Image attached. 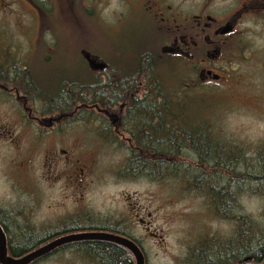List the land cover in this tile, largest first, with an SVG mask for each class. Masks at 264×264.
<instances>
[{
    "label": "rangeland",
    "instance_id": "374dc122",
    "mask_svg": "<svg viewBox=\"0 0 264 264\" xmlns=\"http://www.w3.org/2000/svg\"><path fill=\"white\" fill-rule=\"evenodd\" d=\"M128 1L0 0V66H5L7 71L5 75L0 74V82H8L18 95H25L29 105L39 110L46 121L53 118L47 105L55 106L57 96L68 92L73 95L69 97L71 106L76 99L72 93L74 83L88 85L98 76L88 68L82 51L113 60L126 54L157 52L158 34L151 19L136 6L131 8ZM247 42L255 48V54H260L256 48L263 50L264 32L258 29L249 33ZM156 64V76L164 92L177 100L184 99L188 119L194 122L188 124V129L195 122L203 125L197 150L242 148L245 155L234 152L233 158L244 165L229 171L231 166L227 163L214 162L217 169L205 170L208 163L196 165L195 150L187 147L183 154L191 162V168L187 167L190 170L179 168L175 174L161 175L153 183L132 181L129 173L120 167L123 155L107 150L94 134H85L83 122L78 119L66 122L60 125V130L53 124L48 126V122V128H34L36 123L31 127L20 98L16 100V94L0 92V210L10 215L11 220H5L8 228L54 226L58 218L66 217L65 211H79V207L87 212L84 216L103 220L114 215L127 218L132 208H138L139 217L148 220L158 235L157 239L149 238L139 218H135L134 233L147 255V264H190L191 250L200 239L213 235L230 239L231 252L235 253L234 239L238 232L235 217L240 215L254 219L264 228V180L252 181L254 177H251L264 175V157L249 156L258 144L264 147V70L241 73L239 81L244 87L230 95L215 90L216 87H196L175 62ZM25 80L35 83L37 89L26 87ZM63 130H69V134L59 136ZM210 131L215 138L207 137L204 141V134L208 136ZM61 148L90 167L81 181L70 186L57 175L56 168L58 173L65 172L62 164L45 166L47 152L52 151L57 159L60 154L55 153ZM226 151L221 152V161L227 156L222 155ZM201 156L209 161L212 158L208 154ZM20 163L29 165L31 171L18 170ZM75 167L82 169L78 163ZM197 170L211 181V172L221 174V179L215 178L210 184L224 193L230 183L233 199L225 197L235 207L230 216L212 207L206 190L184 189L190 178L206 177ZM10 233L19 241L15 231ZM36 264L91 263L67 253Z\"/></svg>",
    "mask_w": 264,
    "mask_h": 264
},
{
    "label": "flooded vegetation",
    "instance_id": "af4514ba",
    "mask_svg": "<svg viewBox=\"0 0 264 264\" xmlns=\"http://www.w3.org/2000/svg\"><path fill=\"white\" fill-rule=\"evenodd\" d=\"M128 5L131 8L136 6L139 10H143L151 19L158 34L157 52L150 53V55L147 53L143 55L137 53L126 54L125 57H116L115 61L111 57L97 56L90 52L106 66L102 71L96 72L91 70L88 65L90 71L98 76L90 84L82 85L85 87L84 100L78 104L72 103V105H77V108L61 112L62 114L53 113V118L46 121L39 110L29 105L30 101L27 97L18 95L19 93L15 88L9 87L12 85L8 82H0V92L9 95L16 94V100L20 98L24 110L28 113V124L31 127L33 123H36L34 128H48L49 124H53L60 130V125H65L66 122L73 123L78 119V122H83L85 128L83 132L85 134H94L96 138L102 141L105 148L108 147L107 150L123 155L120 167L128 173L130 171L136 172L134 174L129 173L128 178L130 180H147L153 183L156 179L160 180L161 175L177 172L179 168L184 167L189 170L187 167L191 163L185 157L181 158L180 156L176 159L172 156L169 138L173 129L171 125L172 111L178 113L177 110L179 109V114L175 115L179 124L174 126V130L177 132L181 128L188 129V115L185 114L183 98L172 100L166 97L164 92L156 89L160 83L157 84V67H155V64L158 62H175L180 65L187 76L189 75L190 82L196 87L201 89L216 87V89H213L233 95L235 89L241 90L244 87V84L239 81L241 73L264 70V47L261 51L256 48V51L260 54H255V48L250 42H247L249 33H255L258 29L264 32V0H129ZM85 62L87 63L86 60ZM5 69V66H0L1 75H5V72H7L4 71ZM231 77L234 78L231 79ZM24 83L26 87L32 90H36L38 87L28 80H25ZM99 86L103 90L102 97L93 93V89L96 90ZM161 87L159 88L161 89ZM46 122H48V126ZM195 123L196 125L192 124L191 126L198 133L201 132L203 130L202 123ZM68 132L69 130L66 132L63 130L62 134H58L59 136H67ZM179 133L181 136L183 135L181 132ZM211 133L210 131L208 137L215 138ZM215 135L219 139L217 134ZM157 137L159 139L166 138L167 140L163 143L166 147L165 153H159L158 155L156 153L159 149L156 146ZM199 147H203L202 144ZM224 149L227 151L222 155L227 156L222 161L221 155L218 156L217 162L221 161V163L224 162L227 163L226 165L231 166L235 155L234 153V155H231L232 149L228 150L227 147H220L213 151L219 153L223 152ZM159 150L161 151V148ZM184 150L181 154L184 153ZM204 152L195 151L196 165L201 163L202 160L209 164L215 162L213 160L209 161L207 157L203 158L201 155H204L202 154ZM254 153L258 155L255 151ZM55 154H60L59 158L61 159H55L52 156V151H48L47 155L49 156L45 157V166L49 163L52 168L54 165L62 164L65 167V172L58 173L57 168L56 171L67 186L76 184L77 180L81 181L85 171L90 170L89 165L83 164L73 154L68 153L65 148H61ZM62 154L66 156L62 157ZM156 161H164V168L162 169L164 171L162 172L160 169L161 175L157 178L154 173L137 174L140 170H155ZM183 161L185 162L183 163ZM76 163L80 164L82 169L75 167ZM240 163L239 167H242L244 164L241 161ZM74 167L75 169H73ZM211 168L217 169L215 166ZM18 170L27 173L31 171V167L20 163ZM221 170L223 171V169ZM204 175L206 174L202 176ZM220 175L217 172L210 173L212 181L215 178L221 179L223 176ZM232 176L234 178L235 174ZM196 177L195 185L197 188L207 191V189L213 187L214 191L220 190L210 184L212 181L207 175L204 179H200L199 176ZM194 178H190V180L194 181ZM230 188L229 183L227 192L231 196ZM230 196L226 197L229 200L233 199ZM83 209V207H79L78 210L82 211L81 213L76 210L65 211L66 217L63 219L58 218V223L54 226L23 228L16 226L8 228L0 223L7 237L8 255L19 259L67 237L101 234L132 241L143 252L145 264H147V255L140 239L134 233L135 218H139V223L149 238L154 240L158 238V235L154 233L155 229L148 220L139 217L138 208H132V212L127 218H124L123 215H114V217L108 216L104 220L84 216L87 215V212ZM232 210L234 211L235 207L230 205L228 213L224 214L230 216L229 213L233 212ZM150 216L148 214V217ZM2 218L6 221L11 220L8 213H5ZM5 225H7L6 222ZM11 230L15 231V237H18L19 241H15L10 236ZM213 236L219 238L218 235ZM202 244L199 242L196 247ZM12 245H27L29 252L27 251L28 253L23 256H16L11 252ZM93 245L96 246V249L100 246L105 253L110 248L114 249L116 253L114 259L117 264H123L125 256L126 259H130V264H136L134 255L129 250L115 242L105 240H80L63 244L32 264L48 261L58 256L61 257L67 253L90 260L91 264H103L98 256L89 253V248L95 251ZM201 249H203L202 253L207 250L205 255L214 251L213 246ZM199 252L201 254L200 250Z\"/></svg>",
    "mask_w": 264,
    "mask_h": 264
},
{
    "label": "trees",
    "instance_id": "16d2710c",
    "mask_svg": "<svg viewBox=\"0 0 264 264\" xmlns=\"http://www.w3.org/2000/svg\"><path fill=\"white\" fill-rule=\"evenodd\" d=\"M158 64H155V67H157ZM25 72V71H24ZM157 75V74H156ZM157 78V76H156ZM96 80V79H93ZM157 84H159V81L157 80ZM73 85V84H71ZM74 85L76 87H73V91L72 93L75 94L76 99H75V103H79L81 101L84 100L85 97V87L81 86V83L75 82ZM161 85H157L156 89L161 90L162 92H164L165 90L161 87V89L159 88ZM94 88V87H92ZM98 89V90H97ZM96 90L93 89V93H95L96 95L99 94V97H102L101 94H103V90L102 88L99 86L97 87ZM166 92V91H165ZM164 95H166V97L171 98L172 100L176 99L175 96L170 97V93H165ZM169 94V95H168ZM163 95V97H164ZM173 95V94H172ZM73 96L70 95V93L68 94H62L60 93L56 100H54V102L56 103L55 106H51L50 104L47 105V107L50 109V112L52 111L53 113H55V111H59V112H66L67 110L72 109L75 105H71L70 106V102H69V97ZM50 99L51 96H48ZM73 98V97H72ZM63 100V101H62ZM59 106V107H58ZM184 109H187L184 107ZM49 112V113H50ZM188 113V112H187ZM187 113L185 112V114L187 115ZM179 113L174 112V110L172 111V132L170 133V143H171V153L172 156H174V158L178 159L180 156L181 158L184 157V154L181 152L184 150V148L187 147H192L195 151L197 150V138L200 137V133H198L195 129L193 128H189V129H179L178 131L181 132L183 135L181 136L179 132L174 130V126L175 124H179V122H177L175 115H177ZM190 121L188 119V124H190ZM204 141H206L207 137L204 134ZM168 138V139H169ZM167 142L166 138H161L159 139L158 137L156 138V146L157 148H161V151L158 149V151L156 152L157 155L159 153H165L166 151V147H164V142ZM219 143V142H218ZM221 144V143H220ZM166 145V144H165ZM167 146V145H166ZM205 150V149H204ZM242 148H238V147H234L232 149L231 155H234L236 152L237 154H241L242 152ZM258 156L262 157L264 156V147L263 145L260 143L258 144L257 148L254 150ZM209 151L203 153L204 155L211 156V160L217 162L218 156H220L221 152L216 153V152H210ZM234 153V154H233ZM247 153H249V151L247 150ZM242 154H245L244 152ZM249 156L251 157H256V154L251 153L249 154ZM163 163L164 161H156V169L153 171L148 172L147 170H140L139 172H137V174H150V173H156V178L161 175L159 172L160 169L162 170L163 167ZM206 164L204 162V160L201 161V164ZM211 164L208 163V165H205L203 169L207 170L208 167H212L213 164L212 162H210ZM214 163V162H213ZM217 163H221V161L217 162ZM222 165L224 164V162L221 163ZM241 165L240 161L239 163L236 162V159L233 161L232 159V165L230 167V169L234 170L235 166L236 168L239 167ZM190 167V166H188ZM191 168V167H190ZM190 170V169H189ZM164 170H162L163 172ZM196 172L198 173H203L201 170H197ZM264 172V171H262ZM129 173H136L135 171H130ZM176 172H172V174H175ZM262 174V173H261ZM261 174L257 175V176H251L254 177L252 179V181H263L264 180V175L262 176ZM237 178V177H236ZM239 178V176H238ZM197 177L195 176V178L193 179L194 181H191L189 179V183H188V187L185 185L184 189H190L193 190L198 189V190H202L196 187L195 185V181H196ZM243 179V178H242ZM207 193L209 196V203L212 205V207H214V209H217L218 213L220 214H224V213H228L229 210V206H230V202L227 201L225 199L226 196H230V194L228 192L224 193L222 190H213V187H210L209 189H207ZM232 198V196H230ZM227 198V197H226ZM237 206V204H236ZM238 207V206H237ZM232 208V207H231ZM7 213L4 212L2 210H0V223L3 224L4 227H7V225H5V220H2V216ZM237 220V228H238V232L236 235V238L234 239L235 241V245H236V252L232 253L231 252V246H232V241L229 240H223L221 238H217L215 236H210L209 238L203 237L202 239H200V243H203L202 245L198 246V247H194L193 250H191L190 255L188 256V260L190 261V264H263L264 262V228L260 225V223H258L257 221H255L254 219L245 216V215H240L239 217H235ZM247 236V237H246ZM209 244V245H207ZM207 246H213V252H209L208 255H205V252L207 250L203 252V247H207ZM94 250L92 251L91 248H89V253L91 255H96L101 259V263L103 264H117V261L114 259V257L116 258V253L115 250L110 248L109 251L103 252L102 248L100 246H98V248L96 249V246H94ZM11 252L16 255V256H23L24 254L28 253V249L29 247L27 245H12L11 247ZM31 248V247H30ZM199 250L201 251V254L199 252ZM28 251V252H27ZM224 251V252H223ZM124 255V254H123ZM249 257V258H247ZM250 259V260H249ZM123 264H130V259L127 258L126 256L124 257V261Z\"/></svg>",
    "mask_w": 264,
    "mask_h": 264
},
{
    "label": "water",
    "instance_id": "95a60500",
    "mask_svg": "<svg viewBox=\"0 0 264 264\" xmlns=\"http://www.w3.org/2000/svg\"><path fill=\"white\" fill-rule=\"evenodd\" d=\"M82 56L87 61L90 69L93 71L96 72L102 71L106 66L104 63H102L99 60V58L93 56L88 51H83ZM80 240H105V241L115 242L123 246L125 249L129 250L134 255L136 264H145L144 254L135 243L125 238H120L116 236L113 237V236L101 235V234L76 235V236L67 237L65 239L55 241L45 247H42L24 257L15 259L8 255L7 237L1 225H0V264H32L34 261L46 256L48 253H51L58 246Z\"/></svg>",
    "mask_w": 264,
    "mask_h": 264
},
{
    "label": "bare ground",
    "instance_id": "6f19581e",
    "mask_svg": "<svg viewBox=\"0 0 264 264\" xmlns=\"http://www.w3.org/2000/svg\"><path fill=\"white\" fill-rule=\"evenodd\" d=\"M57 44V43H56ZM264 263V262H263Z\"/></svg>",
    "mask_w": 264,
    "mask_h": 264
}]
</instances>
